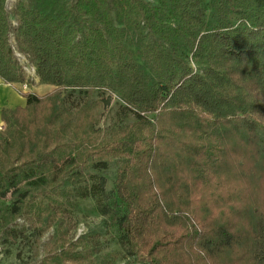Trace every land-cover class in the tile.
Segmentation results:
<instances>
[{
    "label": "trees",
    "instance_id": "1",
    "mask_svg": "<svg viewBox=\"0 0 264 264\" xmlns=\"http://www.w3.org/2000/svg\"><path fill=\"white\" fill-rule=\"evenodd\" d=\"M6 1L0 79L27 84L13 32L55 90L1 109L0 245L54 227L38 264H96L80 199L135 264H264V0H17L14 27ZM95 93L132 120L97 128Z\"/></svg>",
    "mask_w": 264,
    "mask_h": 264
},
{
    "label": "rangeland",
    "instance_id": "2",
    "mask_svg": "<svg viewBox=\"0 0 264 264\" xmlns=\"http://www.w3.org/2000/svg\"><path fill=\"white\" fill-rule=\"evenodd\" d=\"M17 0H7L6 9L10 15L11 26L14 27L15 22L11 15V11L16 4ZM10 42L14 49L15 55L20 63L25 66L27 75V86L19 84L21 91L33 93L39 97H43L47 94L54 92L55 87L51 85L42 84L39 82L35 73L34 67L29 62L28 58L23 56L21 52L17 50V45L14 37V33L10 34ZM23 93V92H22ZM62 97H66V92H62ZM102 97L100 103L99 98ZM65 104L72 112H75L79 108L78 100L75 98H65ZM116 95L106 93L100 96L95 93L94 96L88 100H80V102L93 103L92 112L95 117L99 118V122L96 123V127L100 128L103 132L110 127H123L128 124L132 117L125 116L122 112L121 104ZM78 103V104H77ZM5 129L4 122L0 124V132ZM110 166L107 171V175L113 176L116 163L110 162ZM110 187V184L107 185ZM60 215L63 217L66 226L69 230V237L76 239L79 236L88 237L90 244L96 247L95 263L96 264H135L126 258L125 248L115 240V233L112 230H107L104 221L107 220V216L97 213L94 210V204L90 201H81L80 199L73 200L71 205L66 206L65 209L61 208ZM22 223V220H20ZM56 230L54 227L47 230L39 242L31 244L13 245L12 247H2L0 245V264H38L40 259L44 256L46 249L50 246L53 237L56 238ZM33 239V238H32ZM91 241L93 242L91 243ZM20 252L22 258H17L16 254ZM36 253V255H34Z\"/></svg>",
    "mask_w": 264,
    "mask_h": 264
},
{
    "label": "crops",
    "instance_id": "3",
    "mask_svg": "<svg viewBox=\"0 0 264 264\" xmlns=\"http://www.w3.org/2000/svg\"><path fill=\"white\" fill-rule=\"evenodd\" d=\"M24 93H26V91H21L19 89V84H5L0 79V114L2 108L24 106L26 103V99L23 95ZM1 123L2 121L0 119V124Z\"/></svg>",
    "mask_w": 264,
    "mask_h": 264
},
{
    "label": "built area",
    "instance_id": "4",
    "mask_svg": "<svg viewBox=\"0 0 264 264\" xmlns=\"http://www.w3.org/2000/svg\"><path fill=\"white\" fill-rule=\"evenodd\" d=\"M24 69H26V68H25V66H24ZM26 71H27V70H26ZM26 71H25V72H26ZM24 86L26 87V86H27V84H26V83H24Z\"/></svg>",
    "mask_w": 264,
    "mask_h": 264
}]
</instances>
